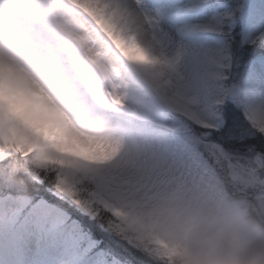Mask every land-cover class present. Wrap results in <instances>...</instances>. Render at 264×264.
<instances>
[{"label": "snow or ice", "instance_id": "1", "mask_svg": "<svg viewBox=\"0 0 264 264\" xmlns=\"http://www.w3.org/2000/svg\"><path fill=\"white\" fill-rule=\"evenodd\" d=\"M264 247V0H0V264H170Z\"/></svg>", "mask_w": 264, "mask_h": 264}, {"label": "clouds", "instance_id": "2", "mask_svg": "<svg viewBox=\"0 0 264 264\" xmlns=\"http://www.w3.org/2000/svg\"><path fill=\"white\" fill-rule=\"evenodd\" d=\"M170 264H264V247L229 254L222 243H201L194 238L186 246L176 249Z\"/></svg>", "mask_w": 264, "mask_h": 264}]
</instances>
